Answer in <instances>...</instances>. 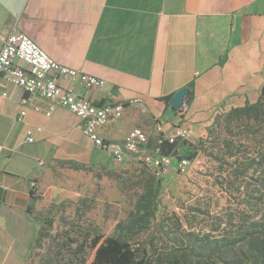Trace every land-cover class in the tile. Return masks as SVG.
I'll return each instance as SVG.
<instances>
[{
	"label": "crops",
	"instance_id": "crops-1",
	"mask_svg": "<svg viewBox=\"0 0 264 264\" xmlns=\"http://www.w3.org/2000/svg\"><path fill=\"white\" fill-rule=\"evenodd\" d=\"M14 27L54 61L105 81L75 92L123 105L97 129L106 142L135 127L150 138L157 123L164 136L187 131L178 151L189 152L217 115L255 103L264 85V0H0V49ZM182 89L177 111L165 98ZM81 125L0 78V264H35L43 224L73 190L65 175L85 172L69 163L108 158Z\"/></svg>",
	"mask_w": 264,
	"mask_h": 264
},
{
	"label": "rangeland",
	"instance_id": "rangeland-1",
	"mask_svg": "<svg viewBox=\"0 0 264 264\" xmlns=\"http://www.w3.org/2000/svg\"><path fill=\"white\" fill-rule=\"evenodd\" d=\"M229 113L216 116L201 139H207L205 149L192 160L185 159L188 152L178 151L160 169L147 166L145 155L159 156L162 132L155 123L156 134L145 144L123 147L120 162L108 153L103 163H91L79 175L66 174L73 190L59 205L57 217L43 224L31 262H53L66 232L77 225L83 231L127 241L144 253L146 264H213V253L203 246L239 223L251 191L248 180L229 178L213 160L215 139L219 144L236 140L237 154L251 155L241 140L246 122L235 121ZM132 130L116 144L124 146Z\"/></svg>",
	"mask_w": 264,
	"mask_h": 264
},
{
	"label": "trees",
	"instance_id": "trees-1",
	"mask_svg": "<svg viewBox=\"0 0 264 264\" xmlns=\"http://www.w3.org/2000/svg\"><path fill=\"white\" fill-rule=\"evenodd\" d=\"M169 100L170 97L165 98L166 104ZM229 116L239 123L246 122L245 130L241 132L244 139H240L251 155L240 157L234 150L236 140L219 144L215 139L213 160L218 162L220 172H225L229 178L251 183L247 186H251L248 208L242 213L238 224L224 229L213 237L211 245L202 249L213 253V264H264V85L255 103L246 102L243 107L230 110ZM206 140H199L184 156L185 159L192 160L199 150H204ZM179 145L180 139L170 143L167 136L161 134L157 145L158 155L178 156ZM69 166L74 170L86 169L72 163ZM65 239V243L58 247L56 259L53 262L48 259L40 264H146L144 253L134 249L127 241L83 231L77 225L70 226Z\"/></svg>",
	"mask_w": 264,
	"mask_h": 264
},
{
	"label": "built area",
	"instance_id": "built-area-1",
	"mask_svg": "<svg viewBox=\"0 0 264 264\" xmlns=\"http://www.w3.org/2000/svg\"><path fill=\"white\" fill-rule=\"evenodd\" d=\"M0 78H4L29 95L49 101L79 117L84 135L93 145L113 155L117 162L124 158L123 147L125 149L136 147L147 141L146 134L141 133L140 128L132 130L124 146L106 142L101 138L97 129L110 121L120 119L123 105H97L77 95L75 87L100 89L105 81L54 61L33 40L15 27L3 40L0 49ZM23 115L24 113H21V116ZM187 136L188 132L183 130L167 138L173 143L176 139L182 140ZM166 161L168 157L144 156V163L156 169L162 168ZM181 164L185 165L186 160H182Z\"/></svg>",
	"mask_w": 264,
	"mask_h": 264
},
{
	"label": "water",
	"instance_id": "water-1",
	"mask_svg": "<svg viewBox=\"0 0 264 264\" xmlns=\"http://www.w3.org/2000/svg\"><path fill=\"white\" fill-rule=\"evenodd\" d=\"M188 94V89H182L175 93V95L170 99L169 104L172 109L177 110L182 107L184 99Z\"/></svg>",
	"mask_w": 264,
	"mask_h": 264
}]
</instances>
